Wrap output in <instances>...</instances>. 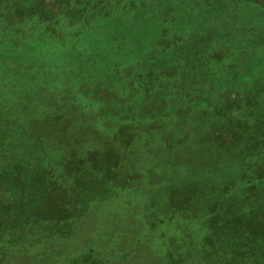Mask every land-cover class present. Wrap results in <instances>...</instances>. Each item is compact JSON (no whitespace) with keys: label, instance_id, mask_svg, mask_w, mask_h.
Returning a JSON list of instances; mask_svg holds the SVG:
<instances>
[{"label":"trees","instance_id":"trees-1","mask_svg":"<svg viewBox=\"0 0 264 264\" xmlns=\"http://www.w3.org/2000/svg\"><path fill=\"white\" fill-rule=\"evenodd\" d=\"M57 9L42 0H0V264L94 263L83 244L81 261L78 252L67 253L72 227L66 223L74 217L76 196L112 183L103 176L112 165H91L95 149L85 148L82 156L58 145L77 139L73 132L85 111L97 118L101 109L121 114L105 145L111 157L136 147L137 140L126 138L138 133L139 118L161 129L164 117L154 116L194 114V168L205 176L164 194L173 209L168 219H194V238L180 235L165 261L151 264H185L192 257L187 264H264V3L59 0ZM68 15L72 29L58 22ZM51 25L73 35L72 47L78 33L96 34L95 47L110 33L111 54L95 61L125 67L115 98L102 89L104 104L97 109L94 101L84 103L81 81L68 80L62 68L60 76L59 61L38 66L40 53L59 51L52 36L63 39ZM202 133L209 143H201ZM140 221L142 233L131 238L134 246L117 264H148L137 246L147 249L151 231ZM36 226L45 233L28 235Z\"/></svg>","mask_w":264,"mask_h":264},{"label":"rangeland","instance_id":"rangeland-1","mask_svg":"<svg viewBox=\"0 0 264 264\" xmlns=\"http://www.w3.org/2000/svg\"><path fill=\"white\" fill-rule=\"evenodd\" d=\"M58 1L42 0L45 7L54 11L58 10ZM259 1L264 3V0ZM117 14L120 19L134 17L133 13ZM69 17V15L62 16L58 22L62 27L72 29L73 24L71 23L74 19L71 18V22ZM65 19L68 22L67 25L62 23ZM248 25L252 26L253 23L248 21ZM50 29L54 30L57 36L61 32L63 39L58 40L52 36V41L56 47L58 46L59 51L40 53L42 56L39 58L42 61L38 62V66L45 64L48 67L46 61L50 60L52 64H57L59 61L61 67L57 72L61 73L64 69L68 80L81 81L84 85V92L79 94L86 95L84 103L86 100L94 101L97 109L99 105L104 104L102 102L105 97L102 96V89L105 88L112 95L111 98H115L120 87L117 77L125 67L117 64L107 65L102 60L95 61L99 55L104 57L107 53L108 56L111 54V47L107 45L110 33L100 36L98 47L92 45L97 38L96 34L87 36L84 32L78 33L79 41L72 47L73 35L68 30L60 31L56 25H51ZM61 44L65 47L59 48ZM104 44H106L105 47H103ZM134 57L135 55L131 54L126 60L131 62ZM60 76L64 79L65 74L61 73ZM96 112L100 115L97 118L89 116V113L85 111V118L81 120L79 129L73 132L79 133L77 139L58 146L66 151L69 148H75L82 156L85 154V148L97 150L92 156L91 165H96L98 168H108L107 166L112 165V170L103 175L107 179H104L105 182L112 183L94 195L76 196L78 202L75 205L74 217L70 219L69 225L68 222L66 223V227H72L70 233L67 234L66 251L69 255H73L83 244L82 252L85 257L90 254L89 262L117 264L120 253L129 251L134 246L135 240L131 238H134L138 232L142 233L143 223L140 220L143 218L144 226H149L144 230L146 229L147 233L151 231V235L148 236L147 249L137 246L138 251L141 252L140 256L143 255L148 264L154 263L153 259L158 257L165 261L170 248L173 245H179L174 241L180 235L184 234L194 238L191 234V232L194 233L196 224L194 219L184 220L182 216L176 221L168 219L173 216V209L168 206L164 195L169 188L194 182V180L200 182L201 177L205 176L203 171L194 168V147L197 142L194 139V114L188 119H182L183 117L177 119L172 115L154 116L153 119L164 117L161 129L157 125H151L149 118H139L142 121L138 133L131 132L126 138L128 140L132 136L134 143L137 140L136 147H129L126 151L111 157L112 154L105 152V145L109 142L107 138L114 135L116 128L120 127L118 123L121 114L104 109ZM109 113L116 118V122H112ZM201 135L199 137L202 139L201 143H209L211 137H205L204 133ZM224 141L226 142L227 139ZM100 171L106 170L101 169ZM204 196L202 193L201 197ZM160 220L163 221L160 222ZM150 224L154 228H151ZM30 231L28 235L36 236L39 233H45V228L36 226ZM80 253L81 251L75 258L79 261L84 259L79 256ZM192 260H188L185 264L190 263L189 261L194 262V257Z\"/></svg>","mask_w":264,"mask_h":264}]
</instances>
